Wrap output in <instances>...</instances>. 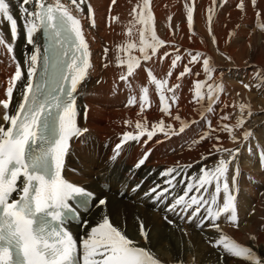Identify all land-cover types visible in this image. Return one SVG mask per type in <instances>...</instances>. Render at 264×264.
<instances>
[{"label":"bare ground","instance_id":"1","mask_svg":"<svg viewBox=\"0 0 264 264\" xmlns=\"http://www.w3.org/2000/svg\"><path fill=\"white\" fill-rule=\"evenodd\" d=\"M8 2L12 14L17 19V37L13 41L8 22L0 20V32L5 40L13 45L11 54L0 46V99L6 98L9 80L16 71V64L19 63L22 79L16 83L10 105V111L14 114L27 84L26 54L30 55L33 47L27 44L25 22L18 7L20 0ZM64 2L67 3L68 0ZM239 2L240 0H227L225 3L224 0H217L216 15L212 23L217 41L214 44L207 24V9L212 5V0H150L154 30L156 35L166 42L158 49V55L164 56L166 52L172 55L162 61L156 56H153L151 61H142L143 66L138 75L130 78L131 88L119 80L124 69L117 66L116 58L119 55L123 60L127 56L123 51H118L117 46L128 42L136 43L137 48L133 49L131 54L140 56L139 30L143 25L135 22L132 9L137 5L142 6V0H116L114 5L112 0H87L86 4L82 5L83 13L80 14V19L89 44L93 67L86 81L78 89L77 104L80 109L78 125L87 128L88 132L82 138L71 141V151L66 158V168L63 172L66 180L95 194L90 210L82 215L81 221H88L87 226L79 223L71 227L78 245L90 232L91 227L101 221L102 214H106L114 226L125 231L141 245L149 247L162 264H177V261L182 264H248L243 259L221 257L208 242V238L214 239L219 235L214 229L206 226L201 230L195 223H181V217L189 215L191 209L187 213L181 212L179 208L175 213L167 210L175 198L183 195L186 182L198 175L201 167L212 168L220 158H228L227 153L210 154L213 144L219 143L227 149L240 148L238 159L230 165L229 183L237 166L241 172L238 177L237 196L239 227L231 226L224 218L219 221L220 227L225 234L240 244L254 248L259 257L264 259V168L259 160L260 153L264 151V80L256 78L258 70L264 71V31L257 27V23L264 24V0H257L255 8L251 0H244L243 12L236 7ZM186 3L190 6L194 4V31L191 33L187 26ZM88 5L94 10L95 27L91 26L88 18ZM28 7L32 8L31 5ZM257 11L261 14L259 21L256 17ZM111 17L116 19L112 20ZM229 32L233 33L230 40ZM36 44L42 51L40 32L36 35ZM105 49H108L107 54ZM177 49L182 59L177 63V67L172 69L173 75L168 79L169 86L179 84L180 87L177 90L178 103L172 105L171 113L172 116L179 114L190 126L178 135L166 136L157 132L147 143H144L147 136L142 137L138 143L129 142L117 159L112 160L113 150L120 142L122 133L135 132V123L138 120L146 119L149 129L161 119L165 125L171 124L174 129H179L178 121L159 111L160 102L155 86L148 83L145 72V68H151L158 79L166 78ZM189 51L193 54L202 52L210 57L216 69L212 74L213 79L224 85V91L214 105V112L206 113V121L201 120L198 114L202 110L201 105L193 101L192 93L193 82L206 79L202 60L200 63L189 65L192 74L181 80L176 79L183 71L184 65L189 62ZM245 84L250 87L245 89ZM141 87L149 88L151 102L144 113L138 115L135 111H130L131 108H110L118 105L114 102L115 96L130 94L136 97L135 105L139 107L137 109L140 113ZM166 95L170 97L171 93ZM239 103L249 104L253 114L249 117L245 110V124L236 130V135L241 137L244 130H251L253 137L249 141L233 143L227 133L214 132L213 137L219 136V142L213 138L192 144L193 140L198 139L207 130L209 121L212 127L216 128L224 114L230 116L225 123L234 125L241 113L233 105ZM85 106L88 109L87 119L84 118ZM2 115L3 109L0 108V124L4 123ZM124 121H130L131 124L126 126ZM192 121L197 122L193 124ZM146 152L150 154L145 164L136 168V163ZM202 155L207 159H202ZM178 165V171L180 168L183 171L176 176L173 186H169L165 183L168 178L161 176V172ZM188 165L191 167H187ZM103 185H108V188H103ZM157 185L159 189H169L160 200L145 195ZM123 189L124 192L121 193ZM102 197L107 198V205L97 208L96 200ZM222 202L221 195L220 203ZM244 207L246 210L243 211ZM242 211L243 214L247 213V216L243 215L241 219ZM201 212L203 213V209ZM165 217L174 224L165 223ZM140 221H143L150 234V242L147 244L139 236ZM181 229L186 230L187 235ZM253 236L255 240L250 238Z\"/></svg>","mask_w":264,"mask_h":264},{"label":"snow or ice","instance_id":"2","mask_svg":"<svg viewBox=\"0 0 264 264\" xmlns=\"http://www.w3.org/2000/svg\"><path fill=\"white\" fill-rule=\"evenodd\" d=\"M87 0H20L19 11L24 20L27 44L32 45L33 51L26 54L25 65L27 67V84L22 92V100L13 113L10 111L11 101L16 83L22 79V71L19 63L16 71L9 80L5 99H0V108L3 109V124H0V264H162L155 253L141 245L139 241L130 238L125 231L114 226L110 217L102 214L101 221L83 238L80 244L65 228V223L71 220L80 221L79 212L69 201H76L82 210L88 211L92 206L95 194L85 188L75 185L63 176L66 168V158L71 151V141L82 138L87 128L78 125L80 109L77 104L79 87L86 81L90 69L93 67L90 56L89 44L85 38L80 14L83 13L82 5ZM226 3L227 0H224ZM116 0H112L114 5ZM253 8L257 0H251ZM31 5L30 9L28 6ZM217 0H212V5L207 9L208 32L212 42L217 43L212 30V23L216 15ZM241 12L245 10L244 0L236 5ZM139 8V12H137ZM111 10V6L110 9ZM187 26L194 31V4H185ZM132 15L136 23L143 25L139 30L140 56L131 54L137 48L136 43L128 42L123 46H117L118 51H123L127 58L121 59L118 55L117 66L124 69L119 80L131 88L130 78L138 75L143 62L152 60L156 56L162 61L171 53L158 55V49L165 45L154 30V17L150 9V0H142V6L137 5L132 9ZM260 12H256L257 21ZM88 18L91 26L95 27L94 10L88 5ZM115 20L116 17H111ZM169 21L171 17L168 18ZM0 20L9 24L13 41L17 37V19L12 14L8 0H0ZM257 27L264 31V24L257 23ZM42 32L47 41L43 51L36 44L37 33ZM130 33V29H129ZM150 34V39H148ZM229 40L233 33L229 32ZM0 46L13 53V45L8 43L3 33L0 32ZM107 54L108 49H105ZM190 57L183 71L176 77L181 80L186 75L192 74L189 65L200 63L206 77L204 81L193 82V101L201 105L199 116L202 121L207 120L206 113L214 112V105L219 101L220 94L224 91L222 82L213 79L216 70L210 57L202 52L187 53ZM15 60V57H12ZM182 57L179 49L171 60L170 70L166 78L158 79L151 68H145L147 81L155 86L158 95L159 111L172 116L171 107L178 103L177 90L180 85H170L169 79L173 75L172 69ZM230 59V57H228ZM107 67V65H105ZM39 69V71H38ZM199 75V73H196ZM256 78L264 80V71L258 70ZM211 81V83H209ZM99 83V81H97ZM245 89L250 86L244 85ZM170 92L171 96L166 93ZM139 96L140 113H144L146 107H150L149 88L141 87ZM171 101V103H169ZM135 97L128 99V105L136 103ZM227 107V106H226ZM238 108L241 115L237 117L234 125L225 123L230 119L228 114L220 117L216 128L210 121L207 130L192 144H199L207 139H215L214 132L227 133L233 143L249 141L253 137L251 130H244L241 137H237L236 130L243 127L247 110L250 117L253 113L249 104L239 103L233 105ZM88 109L84 107V118L87 119ZM172 119L180 123L179 129L167 124L161 119L148 127L146 119L135 123V132L126 131L115 145L112 160H116L121 151L129 142H140L147 136L151 141L157 132L166 136L184 133L190 126L179 114ZM192 121L191 123H196ZM125 125L131 124L124 121ZM242 138V140H241ZM251 152V149H249ZM212 153H227L228 158H220L212 168L201 167L199 174L186 182L183 195L174 199L168 207V211L187 213L182 216L188 223H195L197 228L203 230L206 226L219 233L216 238H208L210 245L221 254V257L239 258L248 264H264L254 248L245 246L228 236L220 227L221 218L235 227H239L237 196L238 177L241 175L237 166L231 174L229 183L230 165L240 155V148L227 149L219 143L213 144ZM150 152L138 160L135 167L140 168L145 164ZM202 159H207L202 155ZM259 160L264 168V151L260 153ZM170 167L161 172V176L167 177L165 181L173 186V181L183 169ZM187 167H191L188 165ZM22 178V179H21ZM139 185H137V188ZM155 186L145 193L146 196L160 200L168 188L159 189ZM136 189H133L135 191ZM196 193L190 195V193ZM16 198H13V195ZM223 202L220 203V198ZM107 205V198L96 200L95 206L101 208ZM203 209V213L201 210ZM167 220V217H165ZM87 226L88 221H80ZM167 223L174 224L172 220ZM139 236L145 244L150 242V234L146 230L143 221L139 223ZM181 231L187 235L186 230ZM255 240L256 238L250 237ZM177 264H182L177 261Z\"/></svg>","mask_w":264,"mask_h":264},{"label":"rangeland","instance_id":"3","mask_svg":"<svg viewBox=\"0 0 264 264\" xmlns=\"http://www.w3.org/2000/svg\"><path fill=\"white\" fill-rule=\"evenodd\" d=\"M20 42H22V39H20ZM21 44V43H20ZM130 97H135L134 95H126V96H115V98H114V102H116V103H118V105L117 106H115V107H110L111 109H116V110H120V109H124V108H131V110L130 111H132V112H136V113H139V109H137V105H128V99L130 98ZM136 98V97H135ZM135 107V108H134ZM139 108V107H138ZM137 109V110H136ZM147 116V115H146ZM241 129V128H240ZM227 145H229V144H227ZM246 210V209H245ZM247 214V213H246ZM246 214H244V215H246ZM164 221V220H163ZM166 221V220H165ZM164 221V222H165ZM185 219H182V222L181 223H185ZM165 223H167V222H165Z\"/></svg>","mask_w":264,"mask_h":264}]
</instances>
